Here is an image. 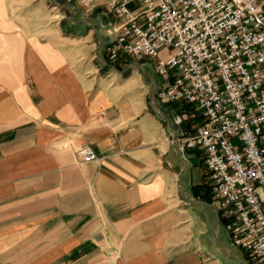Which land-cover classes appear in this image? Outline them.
I'll return each instance as SVG.
<instances>
[{
  "label": "crops",
  "instance_id": "1",
  "mask_svg": "<svg viewBox=\"0 0 264 264\" xmlns=\"http://www.w3.org/2000/svg\"><path fill=\"white\" fill-rule=\"evenodd\" d=\"M48 1L0 0V264H256L175 142L199 118L158 98L155 61H109L115 17Z\"/></svg>",
  "mask_w": 264,
  "mask_h": 264
},
{
  "label": "built area",
  "instance_id": "2",
  "mask_svg": "<svg viewBox=\"0 0 264 264\" xmlns=\"http://www.w3.org/2000/svg\"><path fill=\"white\" fill-rule=\"evenodd\" d=\"M66 1L115 17L108 60H154L166 82L158 98L199 118L175 142L201 154L232 245L264 264V0ZM165 48L173 52L164 59ZM75 154L82 163L96 160L89 146Z\"/></svg>",
  "mask_w": 264,
  "mask_h": 264
},
{
  "label": "rangeland",
  "instance_id": "3",
  "mask_svg": "<svg viewBox=\"0 0 264 264\" xmlns=\"http://www.w3.org/2000/svg\"><path fill=\"white\" fill-rule=\"evenodd\" d=\"M65 2H66V0H62V3H65ZM129 8L130 9H135V8H137V5L135 3H131L129 5ZM69 11H70V8H67V7H64V8H55L48 1V8H47V14L48 15L50 14V15H64V16H67V15H69ZM93 15L95 16V13ZM107 17L110 19L111 18V15H107ZM171 51L173 52V49H167V48H165V49H163V50L160 51L159 56L161 58H164L165 59L166 57L169 56V52H171ZM179 103L180 102L171 103L170 106H175V105H177ZM189 159H190V162L191 163L194 162L193 158L189 157ZM197 169H198V171L200 170V168H197Z\"/></svg>",
  "mask_w": 264,
  "mask_h": 264
},
{
  "label": "water",
  "instance_id": "4",
  "mask_svg": "<svg viewBox=\"0 0 264 264\" xmlns=\"http://www.w3.org/2000/svg\"><path fill=\"white\" fill-rule=\"evenodd\" d=\"M51 3L55 4L56 6L58 7H71L74 11L76 10V6L75 5H72L70 3H59L57 2L56 0H49Z\"/></svg>",
  "mask_w": 264,
  "mask_h": 264
},
{
  "label": "trees",
  "instance_id": "5",
  "mask_svg": "<svg viewBox=\"0 0 264 264\" xmlns=\"http://www.w3.org/2000/svg\"><path fill=\"white\" fill-rule=\"evenodd\" d=\"M59 2H62V0H58Z\"/></svg>",
  "mask_w": 264,
  "mask_h": 264
}]
</instances>
